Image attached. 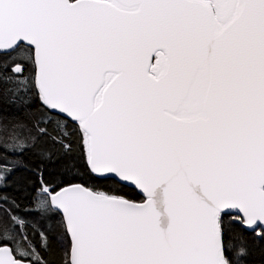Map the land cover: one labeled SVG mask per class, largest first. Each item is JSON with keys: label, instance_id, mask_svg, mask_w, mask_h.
Listing matches in <instances>:
<instances>
[{"label": "snow or ice", "instance_id": "obj_1", "mask_svg": "<svg viewBox=\"0 0 264 264\" xmlns=\"http://www.w3.org/2000/svg\"><path fill=\"white\" fill-rule=\"evenodd\" d=\"M0 154V264H264V0H0Z\"/></svg>", "mask_w": 264, "mask_h": 264}, {"label": "trees", "instance_id": "obj_2", "mask_svg": "<svg viewBox=\"0 0 264 264\" xmlns=\"http://www.w3.org/2000/svg\"><path fill=\"white\" fill-rule=\"evenodd\" d=\"M14 111V109L12 110ZM2 156V154H0ZM10 159H15L16 157H9ZM23 159L35 166L38 163L36 158L31 153H24ZM3 163V160L0 159V164ZM48 172H54V168L49 165L47 168ZM30 173L25 172L23 169H18L12 173L11 177H9V186L3 188L2 191L7 193L9 196L15 197L22 204L28 203V197L30 195L31 189L28 187L26 183L21 179L22 177L30 176ZM32 179H35L33 176Z\"/></svg>", "mask_w": 264, "mask_h": 264}]
</instances>
